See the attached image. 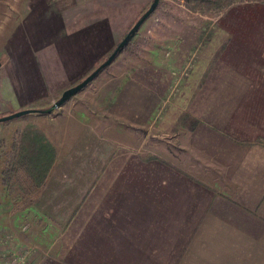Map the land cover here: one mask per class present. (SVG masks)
Listing matches in <instances>:
<instances>
[{"label": "crops", "instance_id": "0c3cea01", "mask_svg": "<svg viewBox=\"0 0 264 264\" xmlns=\"http://www.w3.org/2000/svg\"><path fill=\"white\" fill-rule=\"evenodd\" d=\"M235 23L165 127L159 87L140 82L102 114L71 108L40 127L56 155L23 234L30 264H264V23Z\"/></svg>", "mask_w": 264, "mask_h": 264}, {"label": "rangeland", "instance_id": "374dc122", "mask_svg": "<svg viewBox=\"0 0 264 264\" xmlns=\"http://www.w3.org/2000/svg\"><path fill=\"white\" fill-rule=\"evenodd\" d=\"M151 2H3L0 116L28 107H47L64 89L81 82L107 59ZM230 20L236 22L232 25L236 33L250 32L248 20L264 23V0H158L127 47L85 87L50 113L30 112L0 122V263L26 251L29 261L33 250L23 242V234L30 224L31 205L49 171L45 170L47 161H53L56 155L40 127L53 123L71 108L102 114L110 96L130 82L159 87L155 111L160 117L164 115L160 126L165 127L167 113L183 111L177 98L195 91L186 84L197 75L205 47L215 49L227 44L226 35V40L216 38L228 32L230 27L225 22ZM258 26L260 31L264 29V25ZM163 135L157 136L160 147L167 145Z\"/></svg>", "mask_w": 264, "mask_h": 264}, {"label": "water", "instance_id": "95a60500", "mask_svg": "<svg viewBox=\"0 0 264 264\" xmlns=\"http://www.w3.org/2000/svg\"><path fill=\"white\" fill-rule=\"evenodd\" d=\"M158 0H152L148 9L140 16V18L135 22V24L129 29L124 38L117 44L112 53L107 57V59L97 66L89 75H87L81 82L78 84L67 87L61 93V95L52 102L49 106L44 108L28 107L19 109L4 115L0 116V122L5 121L14 117H18L30 112H39V113H50L58 106H60L69 96L79 91L82 87H85L89 82H91L105 67H107L117 56V54L123 49V47L128 43L129 39L135 33V31L141 26L149 14L157 6Z\"/></svg>", "mask_w": 264, "mask_h": 264}, {"label": "built area", "instance_id": "2783aa9c", "mask_svg": "<svg viewBox=\"0 0 264 264\" xmlns=\"http://www.w3.org/2000/svg\"><path fill=\"white\" fill-rule=\"evenodd\" d=\"M25 254H27V251L23 255H20L18 257H16V256L9 257V258L5 259L4 261H2L0 264H28L27 263L28 260H27Z\"/></svg>", "mask_w": 264, "mask_h": 264}, {"label": "trees", "instance_id": "16d2710c", "mask_svg": "<svg viewBox=\"0 0 264 264\" xmlns=\"http://www.w3.org/2000/svg\"><path fill=\"white\" fill-rule=\"evenodd\" d=\"M127 45H128V43L123 47L122 50H124V48L127 47ZM39 151H41V154H43V150H39ZM40 158H41V157L38 158V161H39V162H40ZM47 160H48V159H47ZM47 162H48V165H46L45 170H47V169L49 168V166H50V164H51V159H49ZM2 172L5 173V172H6V169H3ZM3 176H4V174H3Z\"/></svg>", "mask_w": 264, "mask_h": 264}]
</instances>
